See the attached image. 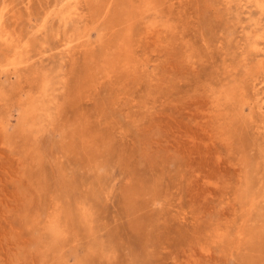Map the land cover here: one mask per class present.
Listing matches in <instances>:
<instances>
[{"label": "rangeland", "instance_id": "374dc122", "mask_svg": "<svg viewBox=\"0 0 264 264\" xmlns=\"http://www.w3.org/2000/svg\"><path fill=\"white\" fill-rule=\"evenodd\" d=\"M0 264H264V0H0Z\"/></svg>", "mask_w": 264, "mask_h": 264}]
</instances>
